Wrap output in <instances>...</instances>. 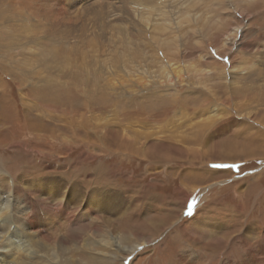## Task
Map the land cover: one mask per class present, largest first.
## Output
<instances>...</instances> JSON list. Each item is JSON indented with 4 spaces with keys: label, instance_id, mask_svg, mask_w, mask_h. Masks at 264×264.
<instances>
[{
    "label": "rangeland",
    "instance_id": "rangeland-1",
    "mask_svg": "<svg viewBox=\"0 0 264 264\" xmlns=\"http://www.w3.org/2000/svg\"><path fill=\"white\" fill-rule=\"evenodd\" d=\"M263 97L264 0H0V182L36 205L111 194L127 233L159 224L112 264H264Z\"/></svg>",
    "mask_w": 264,
    "mask_h": 264
},
{
    "label": "bare ground",
    "instance_id": "bare-ground-1",
    "mask_svg": "<svg viewBox=\"0 0 264 264\" xmlns=\"http://www.w3.org/2000/svg\"><path fill=\"white\" fill-rule=\"evenodd\" d=\"M235 4H236V2H235ZM46 13H47V15H45V16L43 15L44 16L43 20L50 23L51 24L50 26H52V24L55 25L56 21H59L58 13L50 15L51 12L48 11V9H47ZM205 35H206V33H205ZM180 47H182V46H180ZM179 54L180 53H178V55ZM58 56H59V54H58ZM165 57L168 59V61H169V59L171 60V54L169 55V53H168ZM53 60H55V59L53 58ZM59 60H61V59H59ZM56 61H58V60L56 59ZM21 63H23L22 60H21ZM173 65H176V64L173 63ZM238 66H239V64H238ZM5 67H6V65H5ZM245 67L246 66H244L243 68H245ZM231 68H233V67H231ZM172 69H174V68H172ZM175 70L178 71L179 69L175 68ZM235 70H236V67H235ZM236 73H234V74H236ZM237 77H238V74L234 75L233 78H231L232 80L229 81V83H231L230 85H232V86H234V84L236 85V83H237L236 81H238ZM255 78H257L256 75L255 76L250 75L249 78H247V79L250 80V79H255ZM177 81H178V79H177ZM237 86H239V85H237ZM248 87L242 88V89H245L244 90V93H245L244 96L248 95V99H249V97L253 96V98L254 97L256 98V99L254 98V100H253L254 102L259 101L258 95H257L258 93L253 95L251 93L252 89H250L251 91H249ZM2 88H3V86H2ZM233 91L235 92V93H233V95H236V100H234V101H236V103H237L238 102L237 100H239L238 96H240V95L242 96L243 93H242V90H240L238 88H235V90H233ZM231 99H235V97L234 98L232 97ZM240 100H239V102H241ZM263 101H264V97H263ZM72 113H73V111H72ZM254 116L255 115H252L251 117H254ZM207 117L209 118V116H207ZM203 125H204V128H206L208 126L207 123H205ZM201 126H202V124H201ZM104 129H106V128H104ZM203 129H202V127H200V128H198V131L203 132ZM100 134H103L102 131L100 132ZM108 134H111V133H108V131H107L105 134H103V136L104 135L106 136ZM199 136L200 135H198V134L196 135L197 140L199 139ZM200 138H201V136H200ZM197 140H196V143H197ZM134 143H133V141H130V139L124 137V138H122L121 146L124 150H127V152L129 151L132 154H133V152L135 154L137 152H139L140 155L141 154L143 155L145 153L143 147L137 148L136 144L138 145L139 143H137V142L135 144ZM119 147H120V145H119ZM138 147H140V146H138ZM230 149L233 150V157H238V153L243 154V157H245V158L248 157L247 152H243V153L237 152L236 150H234L235 148H233V147H231ZM140 151H142V152H140ZM240 154H239V156H240ZM0 180H1V178H0ZM7 185L5 184L4 180L2 182H0V264H112V263H115L114 261L116 259H119L118 257H120L121 253L133 254L136 251L137 247H140L144 244H147L146 241H143L140 243L136 242L134 247L133 246L130 247L131 244L129 243V239L133 238L134 239L133 241L140 239V238L143 239L144 237L147 239H152V238L154 239V237L156 236L155 233H157V230H158L157 226L159 224L156 226L154 223L151 222L150 226H153V227L151 228L148 224L141 225L138 229L139 234L141 236L138 235L135 232L138 228L137 227L138 223H136L138 218L135 219L133 216L130 219L131 221L129 220V223H132V225L129 226V228L131 229L129 232L130 234L127 233L126 229H125L126 231H123L118 226H115V224L110 219L106 218V217H111V215H113L114 213H116L118 211L117 207L111 208V204L113 202L112 201L113 197L111 194L107 195L106 198L104 197V199L101 198L102 200H104V202L101 201V203L103 205V210H97L96 206H95L96 204H93V203H97V201L89 199V196L91 194H94V192H91L90 195H87V197L85 199L86 201L82 205V202L84 200L81 201V197L83 194V197L85 198V195H84L85 192L82 191L81 189L79 191L76 190L77 193H79V192L80 193L78 196L75 193L74 199H72L70 202L68 199L65 202L63 200H59L57 202L58 205L54 206L55 204L53 205V203L50 200H44L43 199L44 202L41 201L43 205H41V204L36 205L33 201V198L31 197L30 193H19L22 195L15 196L17 193H16L15 189L12 188L13 186L7 188ZM9 186H11L10 183H9ZM30 186H31V191H33L32 194H37V196H39V195H42L44 193V192L42 193L40 190V189H44L41 187L40 182H35V184H31ZM27 189H30V188H27ZM3 191H5V193H3ZM50 193H51V191L48 192V194H50ZM2 194L3 195L6 194V196H4L5 199H3ZM113 194H115V193H113ZM21 203L24 204L25 206L23 207ZM51 207H53V208L51 209ZM82 207H84V208H82ZM48 208H50V209H48ZM74 208H76V209L82 208V210H80L81 212H76V211H74L75 210ZM68 209H71V211H69L67 213V216H68L67 219H68V221H71V224L73 223L72 226L65 224L64 222H62L63 224L60 223L59 222L60 218H58V214L59 215H62V213L66 214ZM129 209L130 208L128 207L127 208L128 212H130ZM37 210H40L43 212H36ZM89 210H90V213L92 215H95L91 220L87 219V214L89 213ZM132 210H133V208H132ZM83 211H85V212H83ZM101 212H102V215H104V216L100 215ZM96 214H98V215H96ZM77 216H82V219L74 221V218ZM62 219H63V217H61V221H62ZM77 219H78V217H77ZM198 227H196L198 230V233L206 232V230H204L202 227H200V226H198ZM193 231L197 232L195 227L193 228ZM201 235L204 236L203 234H201ZM130 237H132V238H130ZM239 240L240 241L244 240V243L249 242V240L245 236L244 237L241 236ZM139 241H141V240H139ZM77 251H83V253L88 252L89 256H88L87 260L80 259L81 257L79 258L76 255ZM255 254H256V251H255ZM255 254L250 255L252 262L256 261L255 260ZM77 257H78V259H77ZM258 258H259V256H258ZM193 261L194 260H192V259L189 260L187 257L183 258V257L179 256L171 264H195V262H193ZM258 263L259 262L255 263V264H258ZM241 264H246V263H241Z\"/></svg>",
    "mask_w": 264,
    "mask_h": 264
},
{
    "label": "snow or ice",
    "instance_id": "snow-or-ice-1",
    "mask_svg": "<svg viewBox=\"0 0 264 264\" xmlns=\"http://www.w3.org/2000/svg\"><path fill=\"white\" fill-rule=\"evenodd\" d=\"M192 207H193L192 205H189V206H188V214H189V215L192 214Z\"/></svg>",
    "mask_w": 264,
    "mask_h": 264
}]
</instances>
